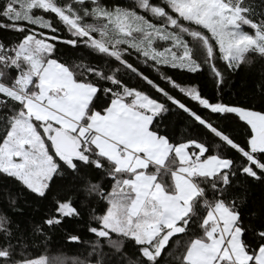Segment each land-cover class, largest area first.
<instances>
[{"label":"snow or ice","instance_id":"1","mask_svg":"<svg viewBox=\"0 0 264 264\" xmlns=\"http://www.w3.org/2000/svg\"><path fill=\"white\" fill-rule=\"evenodd\" d=\"M0 264H264V0H0Z\"/></svg>","mask_w":264,"mask_h":264},{"label":"trees","instance_id":"2","mask_svg":"<svg viewBox=\"0 0 264 264\" xmlns=\"http://www.w3.org/2000/svg\"><path fill=\"white\" fill-rule=\"evenodd\" d=\"M152 78H157L158 76L156 73H151ZM251 87L250 82L248 81L246 74L241 72L239 75L235 77V83L232 85L230 91H227L224 99L227 100H243L245 94H249V89ZM210 95L214 94V90L209 88L207 89ZM251 103L257 105L259 107L258 100H252ZM166 180L169 178H165ZM255 195L259 196L261 193L257 189L254 193ZM37 207V206H33ZM43 254V253H42ZM77 254V250L71 246H65L63 242L60 241L59 237L57 236L56 240L49 246L47 255L49 257H61L67 260H71Z\"/></svg>","mask_w":264,"mask_h":264}]
</instances>
